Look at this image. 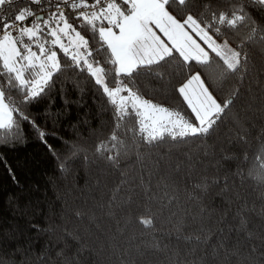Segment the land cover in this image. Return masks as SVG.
Returning a JSON list of instances; mask_svg holds the SVG:
<instances>
[{
    "label": "trees",
    "instance_id": "1",
    "mask_svg": "<svg viewBox=\"0 0 264 264\" xmlns=\"http://www.w3.org/2000/svg\"><path fill=\"white\" fill-rule=\"evenodd\" d=\"M254 17L264 22V12ZM231 46L242 48L247 63L217 90L219 99L234 89L238 95L216 130L142 148L133 147L129 134L119 167L96 155L113 120L91 83L77 86L79 77L68 70L47 96L26 106L47 144L27 122L15 139L0 140V264H264V40L234 37ZM166 71L163 80L140 76L138 87L145 99L180 108L172 90L182 75L177 62ZM205 178L207 193L195 188ZM165 184L177 195L171 207L162 199ZM201 204L208 209L203 220ZM148 215L156 217L155 231L137 223ZM201 223L215 233L211 249L179 238Z\"/></svg>",
    "mask_w": 264,
    "mask_h": 264
},
{
    "label": "snow or ice",
    "instance_id": "2",
    "mask_svg": "<svg viewBox=\"0 0 264 264\" xmlns=\"http://www.w3.org/2000/svg\"><path fill=\"white\" fill-rule=\"evenodd\" d=\"M254 11L264 12V0H0V140L15 139L21 122H27L47 144L46 133L25 108L47 96L68 70L79 77L77 86L91 83L111 108L113 131L95 152L113 167L127 155L129 134L134 148L209 135L238 95L234 89L219 99L217 90L247 63L242 48L231 46L233 38L264 40V22ZM172 61L182 74L172 85L180 108L153 103L138 87L142 75L166 79ZM238 139L246 143L247 135L239 133ZM78 151L74 147L72 154ZM142 158L137 152V161ZM60 167L66 170L63 160ZM260 179L264 182V172ZM209 187L207 178L195 185L203 193ZM164 188L162 199L171 207L177 195L167 184ZM223 188L228 189L227 181ZM189 199L200 197L189 194ZM207 211L201 204V220ZM136 219L144 229L156 230L154 215ZM213 235L201 223L179 238L211 249ZM223 247L221 242L215 250Z\"/></svg>",
    "mask_w": 264,
    "mask_h": 264
}]
</instances>
